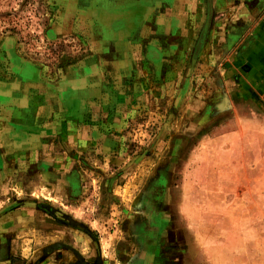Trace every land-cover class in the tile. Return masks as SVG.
Here are the masks:
<instances>
[{
	"label": "rangeland",
	"instance_id": "1",
	"mask_svg": "<svg viewBox=\"0 0 264 264\" xmlns=\"http://www.w3.org/2000/svg\"><path fill=\"white\" fill-rule=\"evenodd\" d=\"M264 264V0H0V264Z\"/></svg>",
	"mask_w": 264,
	"mask_h": 264
},
{
	"label": "crops",
	"instance_id": "2",
	"mask_svg": "<svg viewBox=\"0 0 264 264\" xmlns=\"http://www.w3.org/2000/svg\"><path fill=\"white\" fill-rule=\"evenodd\" d=\"M11 264V263H10Z\"/></svg>",
	"mask_w": 264,
	"mask_h": 264
}]
</instances>
